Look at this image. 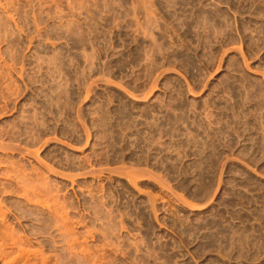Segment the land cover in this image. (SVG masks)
Listing matches in <instances>:
<instances>
[{"label":"rangeland","instance_id":"374dc122","mask_svg":"<svg viewBox=\"0 0 264 264\" xmlns=\"http://www.w3.org/2000/svg\"><path fill=\"white\" fill-rule=\"evenodd\" d=\"M0 107L43 264H264V0H0Z\"/></svg>","mask_w":264,"mask_h":264},{"label":"bare ground","instance_id":"6f19581e","mask_svg":"<svg viewBox=\"0 0 264 264\" xmlns=\"http://www.w3.org/2000/svg\"><path fill=\"white\" fill-rule=\"evenodd\" d=\"M4 72V71H3ZM6 88V87H5ZM7 89V88H6ZM7 93V92H6ZM4 94V93H3ZM1 108V107H0ZM5 112V111H4ZM3 142V141H2ZM2 142H0V150L3 152H7V151H10V152H19L20 154H25V155H28L29 153H28V151H25V150H22L21 148L22 147H20V148H18V147H15V146H10V145H7V144H4V143H2ZM17 145V144H16ZM30 151V150H29ZM3 152V153H4ZM33 152H31L29 155L30 156H32L31 154H32ZM35 155V154H34ZM5 158V157H4ZM35 158H37L36 156H35ZM37 160H38V158H37ZM39 161V160H38ZM9 162V161H8ZM50 164V163H49ZM8 165V164H7ZM41 165H43V163L41 164ZM22 166V165H21ZM51 166V165H50ZM10 167V166H9ZM14 167V166H13ZM19 167V166H18ZM43 167V166H42ZM18 169V168H17ZM45 169V168H44ZM2 169L0 168V171H1ZM34 170V169H33ZM54 170V169H53ZM25 171V170H24ZM3 172H4V170H3ZM8 172V171H7ZM21 172V171H20ZM49 172V171H48ZM10 173V172H9ZM18 173V172H17ZM31 173V172H30ZM10 175V174H9ZM18 175V174H17ZM16 175V176H17ZM20 175V174H19ZM29 175V174H28ZM1 176H2V174H1ZM64 176V175H63ZM66 176V175H65ZM71 176V175H70ZM68 177V176H67ZM4 181H6V180H8L9 178L7 177L6 178V176L4 175ZM18 178V177H17ZM24 178L25 177H23V179H21L20 178V180H23V181H25L24 180ZM19 180V181H20ZM22 181V182H23ZM21 182V181H20ZM26 182V181H25ZM23 183V184H20L21 186L20 187H22V186H24V188H25V186H27L26 184H27V182L26 183ZM8 183H9V181H8ZM18 183V182H17ZM29 183V182H28ZM25 184V185H24ZM46 184H48V183H46ZM45 184V185H46ZM1 185V184H0ZM12 185V184H11ZM3 186H5V185H3ZM8 186V185H7ZM32 186H33V184H32ZM39 187V186H38ZM49 187V186H48ZM7 188V187H6ZM5 188V189H6ZM14 188V187H13ZM26 189V188H25ZM23 189V187H22V189L20 188V191L22 192V194H21V196H23L22 198H25L24 200H27L28 202L27 203H30V205L31 204H34V205H39V203H40V198H39V202H38V197L39 196H37V194L36 195H34L35 193L33 192V193H31L30 194V192H28V190L26 189ZM39 189V188H38ZM52 189V188H51ZM46 190V189H45ZM2 191V190H1ZM17 191V190H16ZM33 191H35L34 189H33ZM55 191V190H54ZM53 191V192H54ZM19 192V191H18ZM44 192V191H43ZM9 193H10V191H9ZM17 193V192H16ZM20 193V192H19ZM41 193V192H40ZM46 193V192H45ZM8 194V193H7ZM51 194V193H50ZM19 195V194H18ZM52 195V194H51ZM31 196H33V197H31ZM34 196H37V197H34ZM36 200H35V199ZM56 198V197H55ZM42 199V198H41ZM46 199H47V196H46ZM51 199H52V197H51ZM48 200V199H47ZM46 200V201H47ZM50 200V199H49ZM44 201V200H43ZM63 203V202H62ZM4 204V203H3ZM60 204V203H59ZM22 205V204H21ZM42 205V204H41ZM41 205H39V206H41ZM56 206V205H55ZM44 207V206H43ZM61 207V206H60ZM37 208V207H36ZM65 208V207H64ZM63 209V208H62ZM21 210V209H20ZM53 210V209H52ZM64 212V211H63ZM8 213V212H7ZM7 213H6V211H5V209L3 210V208L0 206V262H2L1 264H39V262H41L40 264H43V262H45V260L46 259H41V260H38V250L36 251V249H35V251H34V249L33 250H31L30 249V246H29V241L27 242L23 237H21V236H19V234H17L16 232H14V230H13V228H11L12 226H9V224L7 223V218H8V215H7ZM11 213V212H10ZM54 213H55V211H54ZM58 214V213H57ZM64 214V213H63ZM66 214V213H65ZM15 216V215H14ZM50 216V215H49ZM54 216V215H53ZM61 215H59V217L58 218H61L60 217ZM64 216V215H63ZM66 216V215H65ZM14 218V217H13ZM16 218H17V216H16ZM21 218H22V216H21ZM56 218V217H55ZM65 219V218H64ZM15 220H18V218L17 219H15ZM58 220H60V219H58ZM66 220V219H65ZM56 221V220H55ZM63 220H61V222H62ZM69 221V220H68ZM60 222V223H61ZM67 222V221H66ZM55 223V222H54ZM57 224V223H56ZM55 224V225H56ZM61 225V224H60ZM68 225V224H67ZM64 226V225H63ZM54 227V226H53ZM59 227V226H58ZM67 227V226H66ZM65 227V228H66ZM71 226H69V228H70ZM67 229V228H66ZM65 229V230H66ZM69 230V229H68ZM60 231H62V230H60ZM19 233V232H18ZM62 233H64V232H62ZM66 234V233H65ZM62 235V234H61ZM67 235V234H66ZM68 235H70V234H68ZM35 236V235H34ZM27 237V236H26ZM71 237V236H70ZM65 238V237H64ZM75 238V237H74ZM57 239V238H56ZM68 241H69V239H68ZM72 241V240H71ZM77 242V241H76ZM69 244V243H68ZM77 244V243H76ZM31 245H32V243H31ZM72 245V244H71ZM75 245V244H74ZM33 246V245H32ZM31 246V247H32ZM70 246V245H69ZM68 246V247H69ZM82 247V246H81ZM70 248H72V246L70 247ZM75 248V247H74ZM78 248V247H77ZM43 249V248H42ZM72 250V249H71ZM74 250V249H73ZM83 250V249H82ZM41 251V250H40ZM69 251V250H68ZM84 251V250H83ZM86 251H87V249H86ZM72 252V251H71ZM77 252V251H76ZM78 252H80V250H78ZM39 253H41V252H39ZM87 253V252H86ZM88 254V253H87ZM91 254V253H90ZM41 255H42V253H41ZM72 255V254H71ZM80 255V254H79ZM91 255H93V254H91ZM39 256H40V254H39ZM45 256V255H44ZM42 257V256H41ZM46 258V257H45ZM71 258V257H70ZM82 258H86V257H83L82 256ZM94 259V258H93ZM95 260V259H94ZM87 261V260H86ZM93 261V260H92ZM46 263V262H45ZM44 263V264H45ZM92 264V263H91ZM95 264V263H94Z\"/></svg>","mask_w":264,"mask_h":264}]
</instances>
